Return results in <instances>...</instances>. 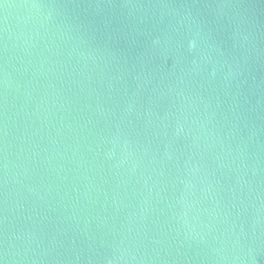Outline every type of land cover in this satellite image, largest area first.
I'll use <instances>...</instances> for the list:
<instances>
[{
	"label": "water",
	"instance_id": "95a60500",
	"mask_svg": "<svg viewBox=\"0 0 264 264\" xmlns=\"http://www.w3.org/2000/svg\"><path fill=\"white\" fill-rule=\"evenodd\" d=\"M0 264H264V0H0Z\"/></svg>",
	"mask_w": 264,
	"mask_h": 264
},
{
	"label": "clouds",
	"instance_id": "9594fccd",
	"mask_svg": "<svg viewBox=\"0 0 264 264\" xmlns=\"http://www.w3.org/2000/svg\"><path fill=\"white\" fill-rule=\"evenodd\" d=\"M195 45L193 44V47H194Z\"/></svg>",
	"mask_w": 264,
	"mask_h": 264
}]
</instances>
